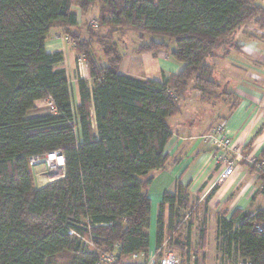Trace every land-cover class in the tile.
I'll return each instance as SVG.
<instances>
[{
  "label": "trees",
  "instance_id": "obj_1",
  "mask_svg": "<svg viewBox=\"0 0 264 264\" xmlns=\"http://www.w3.org/2000/svg\"><path fill=\"white\" fill-rule=\"evenodd\" d=\"M97 3L98 26L90 18L80 24L74 6L87 15ZM251 21L264 28L261 0H0V264H94L103 252H114L118 264L149 254V173L167 163L173 135L168 119L180 112L191 80L203 99L219 98L207 58ZM124 25L140 35L173 38L177 48L170 52L165 41L154 39L135 49L153 56L169 52L183 70L162 80L121 73L125 54L113 37ZM54 28L88 62L89 79L78 77V103L64 52L47 51ZM47 97L57 111L30 115ZM53 151L65 156V176L40 184L29 157ZM262 161L264 155L250 167L264 184ZM189 205L191 220L181 226ZM200 207L187 185L166 191L154 252L171 247L183 261L191 259ZM165 225L171 235L183 227L184 241L165 247ZM199 236L204 249L205 227ZM216 238L220 263L246 258L264 264V210L237 209L229 217L219 212Z\"/></svg>",
  "mask_w": 264,
  "mask_h": 264
},
{
  "label": "crops",
  "instance_id": "obj_2",
  "mask_svg": "<svg viewBox=\"0 0 264 264\" xmlns=\"http://www.w3.org/2000/svg\"><path fill=\"white\" fill-rule=\"evenodd\" d=\"M261 2L264 5V0ZM74 9L80 21L83 15L79 8L74 6ZM63 35L61 28L52 29L46 47L49 52H64V67L73 87V99L78 103V77L89 79V69L79 70L74 45L65 41ZM140 57L144 64L138 65L141 66L139 72L136 73L138 68L132 60L126 61L127 57H124L121 73L139 79L162 80L163 75L179 74L184 68L183 63L164 50L158 51L156 56L137 54L133 59L139 61ZM125 62L129 63L132 71L124 69ZM207 62L214 68L213 80L219 84V98L212 101L203 99L201 93L193 88L194 81L191 80L181 101L180 112L168 119L173 135L166 147L167 163L165 167L149 173L153 177L149 186L152 201L150 253L156 249L157 214L166 191H174L177 184L182 183L188 186L191 200L205 201L203 207L201 205L195 211L190 235L191 245L198 252L194 251L195 255L193 253L188 261L194 262H218L213 259L218 257L216 232L219 212L226 211L229 217L237 209L249 214L264 210V184L258 173L251 169L252 162L249 161L252 157L264 155V28L253 21L242 25L222 40ZM39 103L40 100L36 102V107ZM203 113L205 118L199 121L198 116ZM224 118L227 119L232 146L239 152L237 155L234 151L229 152L230 156L236 157L235 173L212 187L221 164L203 136ZM168 217L167 205L166 223ZM186 217H190V212ZM199 222L205 225L207 231L204 249H201L197 231ZM144 258V254H139L122 258L118 264H142Z\"/></svg>",
  "mask_w": 264,
  "mask_h": 264
},
{
  "label": "built area",
  "instance_id": "obj_3",
  "mask_svg": "<svg viewBox=\"0 0 264 264\" xmlns=\"http://www.w3.org/2000/svg\"><path fill=\"white\" fill-rule=\"evenodd\" d=\"M93 26H98L95 20L91 21ZM77 62L79 69L83 70L88 68V62L83 54L78 55ZM45 105L49 112H56L57 108L52 98L47 97L40 100ZM204 140L209 143L211 150L216 153L217 161L221 164V170L219 171L214 185L219 182L226 180L228 177L235 173L236 157L229 155L230 151L239 152L232 146L231 136L227 120L220 121L213 125L203 136ZM250 162L254 163L255 158H250ZM29 165L32 167H38L40 170L36 173L37 181L43 184L54 179H58L65 176L66 172V159L62 152L53 151L44 155H32L29 157ZM259 166L264 169V161L259 163ZM203 194V198L206 197L207 193ZM255 229L261 230L259 224L255 225ZM72 233V231H71ZM145 255V254H144ZM137 255H133L136 257ZM117 260V256L114 252H103L98 260L94 264H113ZM142 264H224L219 262H199L194 261H183L181 257L173 250H164L161 254L157 252H151L145 255ZM230 264V263H228ZM236 264H253L249 259L241 258Z\"/></svg>",
  "mask_w": 264,
  "mask_h": 264
},
{
  "label": "rangeland",
  "instance_id": "obj_4",
  "mask_svg": "<svg viewBox=\"0 0 264 264\" xmlns=\"http://www.w3.org/2000/svg\"><path fill=\"white\" fill-rule=\"evenodd\" d=\"M98 6L99 4L97 3L89 12L88 14H83V17L81 18L80 16V22L82 25H84L85 21H88L87 18H90V22L93 20L94 16H96L98 13ZM78 8V7H76ZM95 20V18H94ZM96 21V20H95ZM97 22V21H96ZM106 31V29H101L100 32L104 33ZM63 38L65 41H67L65 35H63ZM114 40H117L118 43H119V46L120 48L123 50L124 54H125V58L127 57L126 61L128 60H132V64H134V66L136 68H138L136 71L139 72L141 68V66H143V60L141 59L142 57H140V60L139 61H135V56L137 54H142V53H137L136 52V47H138L140 44H143V43H146V42H149L151 39H154L156 41H165L168 45H169V52L170 51H173L174 49L177 48V45H176V41L173 39V38H170L168 36H165V35H160V34H149V33H146V34H143V35H140L138 34L137 32L133 31L129 26L127 25H124L120 28V32L118 33H115L114 34ZM97 46V45H96ZM100 51V50H99ZM166 52V51H165ZM167 52V53H169ZM127 55V56H126ZM134 58V59H133ZM123 63V62H122ZM143 63V64H142ZM78 64V62H77ZM141 65V66H138V65ZM122 65V64H121ZM126 66V67H125ZM79 67V66H78ZM156 69L157 67L154 66ZM124 69H128V70H131L132 67H130L129 63L125 62L124 63ZM80 71H85V69L83 68V70L79 69ZM132 71V70H131ZM71 90H72V93H73V87L71 86ZM220 91V88L218 89V92ZM42 113H49V110L48 108L43 105V103H39V105L30 112V115H35V114H42ZM205 116H204V113L199 115L198 116V119L199 121H201L202 119H204ZM224 120H227V119H223L221 120L224 121ZM40 169L38 167H35L33 168V172L35 173V176H36V173L37 171H39ZM196 200V199H195ZM195 200H191L192 202L195 201ZM261 200V199H260ZM205 201H203L204 203ZM203 203H201L202 207H203ZM264 203V201H263ZM194 209V206L192 205H189L184 211H183V214L184 212H190ZM191 220V217H185L184 218V221H183V224L181 226H185L188 222H190ZM179 226L180 228L178 229V231L171 235V232L167 229L166 225L164 226V241L163 243L165 244V247H168L169 248V242L172 241V243L175 242V239H180V240H183L184 241V236H185V229L183 227ZM205 227V225L201 222L198 223L197 225V231L200 232V230H202L203 228ZM193 244V243H192ZM170 249L172 250H175V252H178V254H181V252L176 249V248H171ZM192 252L194 253L195 249L193 247V245H191V248ZM203 252V251H202ZM218 257L214 258L213 260L215 261H218L220 262L219 258H220V255L218 254L217 255ZM188 261V260H187ZM229 263V262H228ZM234 263V261H233Z\"/></svg>",
  "mask_w": 264,
  "mask_h": 264
}]
</instances>
